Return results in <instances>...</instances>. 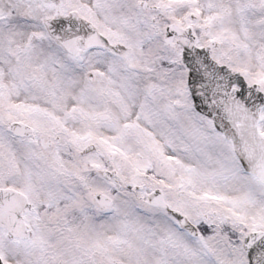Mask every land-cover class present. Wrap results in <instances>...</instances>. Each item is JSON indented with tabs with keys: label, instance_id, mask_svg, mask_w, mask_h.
<instances>
[{
	"label": "snow or ice",
	"instance_id": "1",
	"mask_svg": "<svg viewBox=\"0 0 264 264\" xmlns=\"http://www.w3.org/2000/svg\"><path fill=\"white\" fill-rule=\"evenodd\" d=\"M0 264H264V0H0Z\"/></svg>",
	"mask_w": 264,
	"mask_h": 264
}]
</instances>
